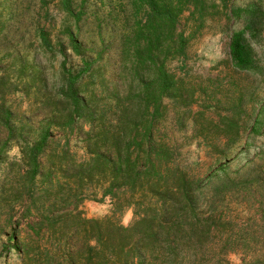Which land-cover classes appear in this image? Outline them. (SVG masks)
<instances>
[{
	"label": "trees",
	"instance_id": "16d2710c",
	"mask_svg": "<svg viewBox=\"0 0 264 264\" xmlns=\"http://www.w3.org/2000/svg\"><path fill=\"white\" fill-rule=\"evenodd\" d=\"M110 1L108 22L121 31L111 81L94 84V77H103L96 68L110 47L102 39L103 21L95 19L102 48L94 59L68 27L66 47L79 57L77 69L63 62L59 77L48 84L41 80L45 68L34 67L31 84L39 81L45 89L39 104L47 110L44 125L14 123L13 111L0 97V160L16 144L22 169L8 181L14 204L0 202L1 208L10 207L8 215L16 214L6 219L9 240L22 264H232L228 257L245 244L241 235L246 230L224 213L239 193L264 186L259 176L249 180L247 173L231 178L222 165L244 132L242 123L250 119L244 105L249 90H236V81L263 74L251 43L262 28L256 14L263 6L228 9L230 0ZM57 4L76 25L84 19L85 0L75 8L74 0ZM184 13L188 33L179 29ZM241 17L243 29L229 33V79L177 78L167 70V61L186 56L190 39L208 20L223 18L229 24ZM35 28L48 45L47 34ZM165 100L177 111L179 129L191 123V137L215 157L219 166L214 170L221 175L214 170L195 174L179 163L173 116L165 124ZM252 117L249 135L261 134L264 111ZM78 123L89 127L82 157L70 151L67 141L57 144L53 134L70 135ZM260 163L264 167V159ZM87 193L109 198L114 211L132 208V223L84 217L80 206Z\"/></svg>",
	"mask_w": 264,
	"mask_h": 264
},
{
	"label": "rangeland",
	"instance_id": "374dc122",
	"mask_svg": "<svg viewBox=\"0 0 264 264\" xmlns=\"http://www.w3.org/2000/svg\"><path fill=\"white\" fill-rule=\"evenodd\" d=\"M45 1L47 4L42 6L40 0H0V97H3L5 105L13 111L14 123H23L34 128L44 125L47 117V110L42 111L39 107L45 89H41L39 81L31 84L35 75L34 67L45 68L41 80L51 84L59 77L56 71L63 62L66 61L73 71L80 65L79 57L73 55L66 47L65 28L69 27L83 46L92 50L88 57L94 59L95 54L102 48L95 19L103 21L102 39L110 44V47L103 53L102 61L96 68L101 70L103 76L94 77L96 86L100 79L108 82L112 80V71L116 63L115 44L121 32L116 23L108 22L107 15L112 7L110 0H85L84 19L78 25L59 9L58 0ZM79 2L80 0H74V8L78 7ZM255 3L263 6L261 10L256 6L259 11L256 14L259 18L257 25L259 29L262 28L257 36L251 39V43L263 74L251 75L246 79L238 78L236 81V90L244 86L249 90L244 105L250 119L249 123H242L244 132L240 134L228 157L222 160V165L223 170L231 178H241L247 173L249 180H255L259 176L264 182V167L260 166L261 160L264 159V133L262 134L264 126L261 134L256 135H249L248 126L253 121L252 114L255 116L260 109L264 111V0H230L228 9L230 7L249 9ZM187 17L188 14L184 13L179 21V29L185 33L190 29ZM36 25L47 34L48 45L40 41ZM244 25L243 17L234 19L229 24L223 18L219 21L208 20L200 34L190 39L186 56L167 61V70L177 78H215L219 75L221 78L227 76L229 79L230 74L232 75V70L228 66L229 33L242 30ZM163 104L166 125L172 123L170 119L173 116V137L180 146L181 156L178 161L182 167L201 175L211 174L214 169L218 170L219 164L215 165V157L203 146L202 141L191 137V123L187 121L185 128L179 129L175 125L177 111L172 107V103L165 100ZM38 108L41 110H37ZM192 109L196 110L197 107ZM88 130L87 125L78 123L70 135L59 131L53 134L57 138V144L64 145L67 141L70 151L77 157H82L85 154L83 134ZM20 158L19 148L13 144L0 160V197L2 196L0 202L3 201L4 205L7 203L10 207L15 201L8 181L22 172L18 165ZM259 167L261 168L258 169ZM253 169L256 170V174L250 173ZM215 170L213 174H222L221 171ZM252 190L251 194L245 195L243 194L245 192H242L234 197L228 206L229 210L224 213L228 218L234 217L240 229L246 230L245 234L241 235L246 240L245 244L239 246L236 253L228 257L232 264H241L243 259L246 263L249 262L248 264H264V186L260 189L252 186ZM4 191H6L4 195H1ZM85 198L80 206L84 217L88 219L110 217L123 226L132 223V208L125 207L121 211H114L109 198L102 200L100 195L93 197L90 193H87ZM10 207H0V264H22L18 248L9 240L10 225H7L6 219L8 216L16 219V214L8 215Z\"/></svg>",
	"mask_w": 264,
	"mask_h": 264
},
{
	"label": "clouds",
	"instance_id": "9594fccd",
	"mask_svg": "<svg viewBox=\"0 0 264 264\" xmlns=\"http://www.w3.org/2000/svg\"><path fill=\"white\" fill-rule=\"evenodd\" d=\"M128 218H129V219L131 218V212H129V214H128Z\"/></svg>",
	"mask_w": 264,
	"mask_h": 264
}]
</instances>
